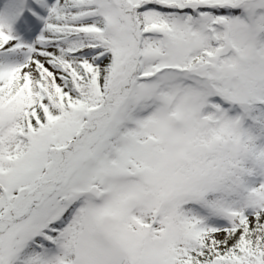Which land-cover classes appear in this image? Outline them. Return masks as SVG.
I'll return each instance as SVG.
<instances>
[{
	"label": "snow or ice",
	"instance_id": "snow-or-ice-1",
	"mask_svg": "<svg viewBox=\"0 0 264 264\" xmlns=\"http://www.w3.org/2000/svg\"><path fill=\"white\" fill-rule=\"evenodd\" d=\"M0 264H264V0H0Z\"/></svg>",
	"mask_w": 264,
	"mask_h": 264
}]
</instances>
